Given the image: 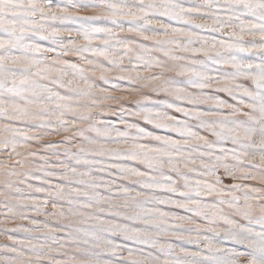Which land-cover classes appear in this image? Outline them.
Instances as JSON below:
<instances>
[{
	"label": "snow or ice",
	"instance_id": "6c2138e0",
	"mask_svg": "<svg viewBox=\"0 0 264 264\" xmlns=\"http://www.w3.org/2000/svg\"><path fill=\"white\" fill-rule=\"evenodd\" d=\"M0 217L4 264L264 253V0H0Z\"/></svg>",
	"mask_w": 264,
	"mask_h": 264
},
{
	"label": "clouds",
	"instance_id": "9594fccd",
	"mask_svg": "<svg viewBox=\"0 0 264 264\" xmlns=\"http://www.w3.org/2000/svg\"><path fill=\"white\" fill-rule=\"evenodd\" d=\"M21 223L19 217H17L16 220H9L5 221L2 217H0V228H9L13 227L15 224ZM63 223L74 226L76 223V218L72 216H68L64 219ZM253 225L257 224V221L253 219L251 221ZM7 237H0V243L6 242ZM245 247L248 248L253 254L248 255V253H243L242 255H248V259L245 262V264H264V253L260 252L259 250L255 249L254 246L250 242H243ZM217 247L219 249H223L224 245L218 244ZM68 251H71L69 249ZM45 252L47 253L48 250L46 249ZM45 259H50L49 256L45 255ZM0 264H4L3 260H0ZM51 264H59V262L55 259H51ZM232 264H241V256H237L234 261H232Z\"/></svg>",
	"mask_w": 264,
	"mask_h": 264
}]
</instances>
